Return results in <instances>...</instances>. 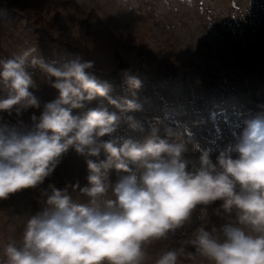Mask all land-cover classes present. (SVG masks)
Segmentation results:
<instances>
[{"label": "clouds", "instance_id": "1", "mask_svg": "<svg viewBox=\"0 0 264 264\" xmlns=\"http://www.w3.org/2000/svg\"><path fill=\"white\" fill-rule=\"evenodd\" d=\"M36 51L0 58V113L19 117L42 109L28 123L0 118V200L43 184L69 149L86 158L88 183L72 190L88 200H74L68 186L49 185L46 206L27 220L22 244L5 247L4 264H144L147 245L168 240L190 224L198 206L204 212L218 201L215 214L228 217L225 223L195 228L154 264L197 255L211 264H264V117L247 120L234 143L216 149L215 161L213 150L179 121L162 133L157 121L143 141H101L115 132L117 114L96 108L73 115L74 109L97 97L120 112L141 105L112 98L111 86L91 74L93 62L73 57L46 63ZM36 70L57 93L43 105L31 91ZM123 78L130 88L141 86L128 71ZM189 152L200 153L191 168ZM110 169L123 175L109 195Z\"/></svg>", "mask_w": 264, "mask_h": 264}, {"label": "rangeland", "instance_id": "2", "mask_svg": "<svg viewBox=\"0 0 264 264\" xmlns=\"http://www.w3.org/2000/svg\"><path fill=\"white\" fill-rule=\"evenodd\" d=\"M30 1L43 9L44 18L48 19L56 11L60 21L48 37L36 32L19 10L0 6V58H10L35 47L36 55L46 63L73 57L91 61L94 65L91 74L111 86L112 98H117L121 89L128 87L123 78V73L128 71L138 80H150L142 88L140 99L144 104H149L155 95L164 97L161 104L150 109V114L156 119L165 117L172 123H185L193 131L198 127L199 116L186 112V106L192 102L189 108L194 111L198 99L192 88L189 99L178 82L185 68L180 64L170 66L177 69L178 77L168 83L170 87L164 96L158 92L152 78L153 69L167 61L166 52L175 49L184 55L198 54L200 61L209 62L221 75L226 96L219 108L247 114L246 121L256 118V109L264 112V106L259 108L252 98L255 96L264 101V76L254 70L244 77L256 51L264 48V0H62L65 1L63 6L49 12L46 7L50 0ZM241 81L246 82L245 89ZM32 91L42 105L57 95L54 89L44 84ZM41 110L28 109L19 117L15 113L11 116L0 113V118L9 123L18 119L28 123L30 116H39ZM123 139L143 141L144 138L124 134ZM199 143L203 148L212 149L203 141ZM62 161L63 158L59 164ZM46 182L45 179L43 184ZM38 189L39 186L26 189L7 200H0V264L6 259L5 247L22 244L27 220L46 206L42 201H35ZM201 207L193 211L189 225L169 237L166 249L179 247L187 238L186 234L201 225L211 229L208 222H212L211 225L215 222L218 224L214 226L219 228L228 219L216 215L217 207L213 204L204 212ZM146 250L148 256L144 264H154L159 253L147 246ZM186 250L195 251L191 246ZM185 259L188 257H182L178 264H211L198 255L192 258V262H185Z\"/></svg>", "mask_w": 264, "mask_h": 264}, {"label": "trees", "instance_id": "3", "mask_svg": "<svg viewBox=\"0 0 264 264\" xmlns=\"http://www.w3.org/2000/svg\"><path fill=\"white\" fill-rule=\"evenodd\" d=\"M65 1L62 0H50L46 9L49 12L50 9H54L58 6H63ZM0 6L5 8H14L19 10L26 17L28 24L41 34L51 37L54 26L60 21L59 13L54 11V13L48 18H44L43 9L39 8L37 5L32 3L30 0H0ZM60 43L65 44V42L59 40ZM255 46V45H254ZM261 46V45H260ZM5 55V53H4ZM199 55L188 53L183 54L176 51L175 49H170L166 52V62L161 67H156L153 69L152 78L155 80L158 92L161 96L170 87L168 83L170 81H175L178 77V72L176 68L171 69V65L176 67L180 64L185 68V72L181 75L178 82L182 86V90L188 94V98H191L190 89L194 91L198 101L194 105L193 109L189 108L187 104L186 112L195 114L199 116L198 127L193 130V137L197 142L203 141L209 147H212L213 154L212 159L215 161L216 149L223 147L228 143H234L238 137L237 133L242 130L245 125L247 114L241 113L238 110L231 111V109L219 108V104L224 100L226 96V89L223 85V78L219 75L213 65L209 62H204L199 60ZM5 57V56H2ZM250 65L249 71H247L244 77L251 71H256L259 75L264 76V48L262 50L256 51V56L253 58ZM194 79H191V75ZM244 77H240L242 79ZM36 82V89L41 84L49 85L45 82V78L36 70L33 76ZM141 86L137 89L123 87L115 99L119 100H134L136 103L141 105V110L135 112H120L112 105L108 104V101L103 98L97 97L91 102H86L83 109H74L73 115H83L89 110L96 108H106L109 112H114L119 117L117 127L115 132L111 136L101 137L100 139L107 141L109 139H115L118 142L122 140L124 134H129L134 137L145 138L151 127L159 121L158 126L161 128V133L166 125H171L167 118L156 119L153 114H150V109L162 103L164 97L158 98L156 95L150 100L149 104L145 103L140 99L142 94L143 86H147L150 80L143 81L139 80ZM242 87L246 88V82L241 81ZM33 89H31L32 91ZM156 92V93H158ZM234 92H237L236 90ZM254 104L261 108L264 106L263 99H259L255 96L252 97ZM256 117H264V112L255 111ZM131 117V120H129ZM246 117V118H245ZM217 145V146H216ZM199 152H189L186 154V159L191 163L189 168L193 164H197L199 160ZM63 161L58 164L59 167L54 169V173L51 177L46 178L47 182L39 186L36 193L35 201H42L45 203L47 196L44 195L48 191L49 185H54L57 189H64L68 186V192L74 200L81 203H87L88 198L81 195L79 188H83L87 185V166L85 163V157L76 154L73 150L69 151L63 155ZM103 154L100 159H104ZM61 165H64L61 167ZM123 175L117 172L115 169H110L107 175V183L109 185V195L111 194V189L118 181L119 177ZM78 184L79 188L75 191L72 190V186ZM50 194V193H49ZM219 201L213 204L214 207H219ZM221 222V221H220ZM210 227L217 225L218 223L208 222ZM210 229V228H209ZM167 240L152 242L147 247L154 253H159V255L166 250ZM192 258L188 257L185 262H192Z\"/></svg>", "mask_w": 264, "mask_h": 264}]
</instances>
